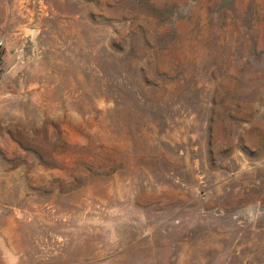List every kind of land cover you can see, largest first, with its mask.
Segmentation results:
<instances>
[{
  "label": "rangeland",
  "instance_id": "rangeland-1",
  "mask_svg": "<svg viewBox=\"0 0 264 264\" xmlns=\"http://www.w3.org/2000/svg\"><path fill=\"white\" fill-rule=\"evenodd\" d=\"M0 264H264V0H0Z\"/></svg>",
  "mask_w": 264,
  "mask_h": 264
}]
</instances>
